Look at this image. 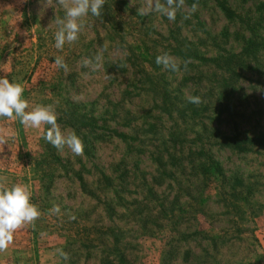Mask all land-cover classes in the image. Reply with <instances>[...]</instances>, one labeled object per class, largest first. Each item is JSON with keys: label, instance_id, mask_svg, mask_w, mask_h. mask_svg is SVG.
I'll return each instance as SVG.
<instances>
[{"label": "rangeland", "instance_id": "1", "mask_svg": "<svg viewBox=\"0 0 264 264\" xmlns=\"http://www.w3.org/2000/svg\"><path fill=\"white\" fill-rule=\"evenodd\" d=\"M156 2L104 0L57 49L74 0H0V78L84 145L57 149L50 126L0 117V191L26 187L40 212L0 264H187L185 251L191 264H264V147L219 145L264 134V0H174L175 20ZM165 54L175 70L156 63ZM70 112L94 129L70 126ZM200 150L223 182L191 170ZM236 180L238 195L219 196Z\"/></svg>", "mask_w": 264, "mask_h": 264}, {"label": "clouds", "instance_id": "2", "mask_svg": "<svg viewBox=\"0 0 264 264\" xmlns=\"http://www.w3.org/2000/svg\"><path fill=\"white\" fill-rule=\"evenodd\" d=\"M63 4V0H61ZM104 7V0H74L71 7H67L65 18L58 23L61 24L60 30L55 35V47L62 49L65 43H72L78 39V33L82 27L79 23L82 17L91 15L100 17ZM174 0H167L166 4L159 3L149 5L153 11L160 12L175 20L176 8ZM145 9L140 10V14L145 13ZM55 63L67 70V65L61 60L56 59ZM158 65L163 64L166 68L176 69L172 58L165 54L156 58ZM189 102L199 103L198 97H193ZM29 109V102L24 98V88L7 78H0V117L10 119L19 118L20 123L32 128H40L42 125L50 126L45 139L57 149L67 146L76 155L83 154L84 145L82 140L75 134L65 135L62 132L58 121V115L51 105H40ZM58 211V209H57ZM40 215L38 208L31 203V194L24 186H14L11 189L0 191V248H6L12 242L13 233L23 224L31 223Z\"/></svg>", "mask_w": 264, "mask_h": 264}, {"label": "trees", "instance_id": "3", "mask_svg": "<svg viewBox=\"0 0 264 264\" xmlns=\"http://www.w3.org/2000/svg\"><path fill=\"white\" fill-rule=\"evenodd\" d=\"M121 2L116 1V4H119ZM123 3V2H122ZM177 55L185 56L184 53H181L179 51H176ZM71 117H69L70 126H77V125H82L83 128H87L88 130H92L95 127L96 121L92 118H87L85 115H75V112H70ZM73 120V121H72ZM73 122V123H72ZM69 123V122H68ZM220 147L221 148H226V149H231L232 151H235L237 154H243L246 153L247 151H251L254 148L257 147H264V134H260L257 137H254L253 139H242L240 140L237 138V136L229 138V137H220ZM192 168L191 170L195 172V175L201 178L203 181V184L208 186L209 184H212L216 179L221 180L223 182L225 180L224 177V172L221 168V165L213 160V158L208 155L205 151L200 150L199 153L196 154V161L193 162L191 161ZM240 185L241 186V181L236 180L235 184L232 186V189L230 191H233L232 193H222L219 194V196H236L239 193L236 192V186ZM221 187L222 184H221ZM220 187V188H221ZM235 190V192H234ZM206 202V199L200 198L198 199V203L200 204L199 207L203 205V203ZM188 205V204H186ZM197 214L196 216H198ZM195 236V235H193ZM191 236L187 235H182L180 237V241H186L188 238ZM209 242L211 243H216L214 242V238L210 239ZM190 255L192 253L190 251H185L184 253V258L183 260L187 264H191L190 261L192 262V259H190Z\"/></svg>", "mask_w": 264, "mask_h": 264}]
</instances>
